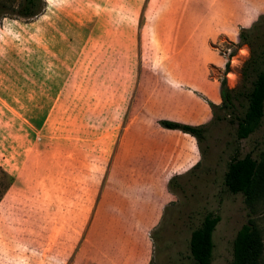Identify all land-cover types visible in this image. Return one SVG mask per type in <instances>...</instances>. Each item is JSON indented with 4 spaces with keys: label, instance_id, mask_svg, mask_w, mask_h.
I'll use <instances>...</instances> for the list:
<instances>
[{
    "label": "rangeland",
    "instance_id": "obj_1",
    "mask_svg": "<svg viewBox=\"0 0 264 264\" xmlns=\"http://www.w3.org/2000/svg\"><path fill=\"white\" fill-rule=\"evenodd\" d=\"M18 1L0 0V165L18 173L0 201V264H70L60 253L70 237L61 234L68 214L61 207L72 194L98 199L102 188L109 199L149 194L167 201L152 231L151 264H192L189 237L207 212L220 216L212 264H232V240L249 210L242 194L224 188L223 174L234 147L239 156L264 149V119L241 140L231 118L210 124L200 164L174 179L175 192L167 186L178 175L171 154L193 138L158 123L169 108L159 102L168 95L161 77L181 60L165 23L199 17L206 0H46V9L29 19L12 14ZM254 1L256 19L264 0ZM239 41L223 37L211 45L225 58L235 51L230 88L240 85L249 56ZM142 70V92L132 105ZM224 71L210 67L212 77ZM149 89L154 96H146ZM100 216L104 232L112 220ZM250 217L264 237V201Z\"/></svg>",
    "mask_w": 264,
    "mask_h": 264
},
{
    "label": "crops",
    "instance_id": "obj_2",
    "mask_svg": "<svg viewBox=\"0 0 264 264\" xmlns=\"http://www.w3.org/2000/svg\"><path fill=\"white\" fill-rule=\"evenodd\" d=\"M204 2L206 7L200 10L199 17L190 16L165 23L167 30L163 32L175 39L171 41V48L174 50V57L181 60L176 65L169 66L167 75L161 77L168 95L159 102L169 108L160 111V119L189 124H202L211 119L209 101L220 104L222 96L219 78L210 75V67L215 65L223 69L226 65L225 56L211 45L223 37L237 43L240 40L239 28L249 27L257 14H260L254 0H247L243 5L240 0ZM145 74L142 70L132 105L142 92L141 83ZM146 78L150 84L151 77ZM151 90H144L148 92L146 96H154ZM161 128L193 138L189 144L178 146L171 154L172 166L178 170L176 174L196 165L200 153L195 137L180 130ZM156 156L163 158L159 151ZM13 176L14 184L18 173ZM104 191L102 188L98 199L95 194H88L87 199L84 196L81 198L80 194L66 196L61 209L65 208L64 212L68 214L62 216L66 218V222L63 224L61 221V234L65 233L70 237L60 250L62 260L65 263L70 260V264H151L152 231L167 201L149 194H136L132 199H109ZM51 205L50 200L46 201L45 209L49 210ZM100 215L112 220L109 228H104V232L98 225ZM70 218H76V221L80 218V221L74 223ZM119 218L125 220H115ZM100 234H103L102 244L99 243Z\"/></svg>",
    "mask_w": 264,
    "mask_h": 264
},
{
    "label": "trees",
    "instance_id": "obj_3",
    "mask_svg": "<svg viewBox=\"0 0 264 264\" xmlns=\"http://www.w3.org/2000/svg\"><path fill=\"white\" fill-rule=\"evenodd\" d=\"M47 7L46 0H19L12 14L29 19L36 17ZM1 8V3H0ZM239 46L247 45L249 56L241 66L240 85L230 88L227 84L228 73L231 71V57L235 51L226 57L225 71L218 77L222 102L215 104L209 101L211 119L202 124L182 123L169 119H158L160 126L167 129L180 130L192 134L197 140V146L202 157L204 152L202 142L207 138L210 124L218 123L222 119L231 118L236 124L237 140L250 137L262 126L264 119V14L258 15L249 27H240ZM237 146L230 156L227 168L223 174V186L233 194H242L248 208V219L238 230L232 240V264H262L264 259L263 235L261 229L251 214L258 204L264 201V149L257 156L246 153L239 156ZM200 161L191 169L196 168ZM180 176H172L168 182V189L172 192V182ZM14 182V176L0 165V201ZM201 223L192 230L189 237L188 249L192 264H212L214 249V232L220 222V216L214 212H207ZM152 233V242L154 241Z\"/></svg>",
    "mask_w": 264,
    "mask_h": 264
}]
</instances>
